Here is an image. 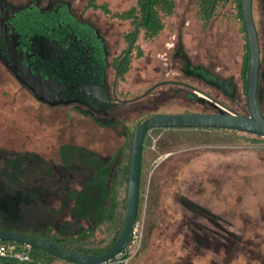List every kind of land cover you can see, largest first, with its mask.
<instances>
[{"label": "rangeland", "instance_id": "1", "mask_svg": "<svg viewBox=\"0 0 264 264\" xmlns=\"http://www.w3.org/2000/svg\"><path fill=\"white\" fill-rule=\"evenodd\" d=\"M11 1L28 5L33 0ZM40 1L49 7L53 0ZM70 1L78 16L118 30L129 29L131 22L118 15L139 2ZM196 1L177 0L178 13L163 17L166 30L160 37L154 42L141 39L146 55L138 58V44L131 68L120 80L122 99L138 97L159 82L178 80L247 116L245 35L231 17H219L204 28L196 17ZM254 1L264 111V0ZM104 5L108 12L99 9ZM177 14L192 22L178 34L171 31ZM178 38L194 65L236 85L234 98L183 75L184 62L175 59L173 48ZM178 90L162 86L135 108L124 104L108 117H96L76 106L42 105L0 61V230L62 238L65 245L92 253L107 251L125 217L136 127L160 114L216 112L187 101ZM144 142L136 227L140 243L126 264H264V138L162 128L149 131Z\"/></svg>", "mask_w": 264, "mask_h": 264}, {"label": "water", "instance_id": "2", "mask_svg": "<svg viewBox=\"0 0 264 264\" xmlns=\"http://www.w3.org/2000/svg\"><path fill=\"white\" fill-rule=\"evenodd\" d=\"M240 3L248 44L245 84L248 116L227 109L212 97L198 91L192 94V97L200 102H210L219 109L217 113L153 116L136 127L127 168L125 217L115 243L106 252L100 255L87 254L40 238L3 230H0V241L36 249L71 264H106L128 245L137 223L141 196L142 154L149 131L162 128L225 130L264 138V113L261 111L258 98L261 77L260 37L254 19L253 0H240ZM36 8V3L22 9L9 4L6 0H0V55L7 68L15 73L18 81L42 104L51 107L79 104L91 111L107 114L112 105L109 103L110 96L105 83L104 63H97L98 69L92 71L91 64L96 58L93 57L94 52L77 51L74 46L63 44L67 35L75 34L73 39L86 38L87 29L70 21L68 13L63 21L52 22L50 16L44 21L38 15L32 14ZM62 8L63 6L56 9L60 15L63 14L60 10ZM28 11L31 14L27 13ZM58 25H62L66 32H60L62 28ZM54 60L58 62H51ZM186 74L195 75L211 86L220 88L229 97L233 98L236 95V89L231 81L213 77L202 69H193L190 61H187ZM199 94L204 98H200Z\"/></svg>", "mask_w": 264, "mask_h": 264}, {"label": "flooded vegetation", "instance_id": "3", "mask_svg": "<svg viewBox=\"0 0 264 264\" xmlns=\"http://www.w3.org/2000/svg\"><path fill=\"white\" fill-rule=\"evenodd\" d=\"M6 2H8L9 4H13V6H15L17 8H22V9H27L28 7H30L31 5L36 3L37 8L33 11L34 13H32V14L38 15L40 18L44 19V21H45L46 17L50 16L52 19V22H60V21H63L67 18L65 15L68 13L69 17H70L69 18L70 21L72 20V22H76V24H78V26H81V27H84L87 29V30L83 29V30L87 31V36H86V38H84L85 40L82 38L73 39V37L76 35L71 34V35H67V39H66V41H63V44H64V46L65 45L74 46L77 51L85 50L88 53L94 52L95 54H93V57H96V58L93 59L92 64H91L92 65V67H91L92 71H96L98 69V65H96L97 63H99V62L104 63L105 83H106L107 91H108L109 96H110V102L109 103L112 105V107L108 110L107 114H105L104 112L97 113V112L91 111L89 108H86L83 105H79V104H70V106H76V107H79L81 109L87 110L91 114L96 115V117H108L111 112L120 108V106H122L124 104H128L130 106H133V108H135L137 104H142L141 101H143L147 97H151L153 92L155 90H157V88H161L162 86H168V85L174 86L175 85V87L181 89V90L176 91V93L177 94L183 93L184 96L187 98V101L188 100L189 101H196L199 104L206 105V108H211V109L216 110L215 113H217L219 111V109L217 107H215L213 104H211L210 102H200L198 100H194V98L192 97V94H194L195 92L197 93L199 91L202 94H205L207 96L212 97L213 99L218 101L220 104H222L224 107H226L222 102H220L218 99H216V97H214L213 95L201 90V88L198 89L197 87H194V85H192L188 82L178 81V80L177 81H162L161 83L159 82V83L155 84L153 87L149 88V90H147L145 93H143L142 95H140L138 97H135L132 99H122L123 93H122V90H120V80H121V77L123 75L127 74L131 68V66H130L131 61L130 60H131L132 56L134 55V51H135L134 49H136L137 48L136 46L139 44L140 48L137 49L139 51L138 52V58L139 59L144 58V56L146 55V53H145L146 49L141 47V45H140L141 39L142 40H149V41L152 40V39L146 38L147 23H145L143 21V16L140 17L141 21H138V22L133 21L132 23H129V27H130L129 29L126 28V29L118 30V29H115L114 25H108V23L104 24V26H101L100 20H98V23H97V22L92 21V20H90V21L86 20V18H84L85 17L84 15H82L81 17L78 16V14L75 13V10H74L70 0H53V1H50L49 7H43L41 5L40 0H33L28 5H20V4L18 5L15 2H12L11 0H6ZM254 2L255 1L253 0V4H254ZM61 6H63V8L60 9V10H62L63 14L60 15L59 13H57L56 9L60 8ZM175 6H176V8H175L176 13H178L177 8H179L180 5H179V2H177V0H176ZM99 9H101V8H99ZM99 9H96V10H99ZM101 10L104 11V9H101ZM104 12H108V11L105 10ZM27 13L31 14L29 11ZM60 17H62V18H60ZM188 19L189 18L186 15L180 17V19H179L178 14H177L171 23V31L174 30L178 34L179 31L181 33V31L187 30L188 26H190V24H192L191 21H187ZM22 22L24 23L25 21L22 20ZM58 27L62 28L61 29L62 31H60V32H63V33L66 32L65 28L62 25H58ZM257 29H258V27H257ZM165 30H166V25H165L163 30H160L159 33L162 34L163 31H165ZM160 34L158 35L159 37H160ZM110 37L113 38V41H112V38H110ZM259 37H260V35H259ZM57 40L60 41V38H58ZM153 42H154V40H153ZM83 47H85V49ZM182 47H183V43H182V40H180L179 38H178V40H175V42H173V48L176 49L175 59H181V61L184 62V67L182 69L183 75H185V77H187V78L199 79L200 81L206 83L208 86H211L206 81H204L201 78L196 77L195 75L189 76L186 74L187 61L191 62L193 69H199V70L202 69L205 72H209V71L201 65H199V66L194 65V63L191 61V59H189V57H187V55L183 51ZM91 49H92V51H91ZM261 51H262V49H261ZM0 61H1V63L4 64L5 68H7V65L3 61L2 55H0ZM51 62H58V61L54 60ZM261 67H262V63H261ZM7 69L14 75V77L18 81L19 79L17 78L15 73L12 70H10L9 68H7ZM209 73L213 77L222 78L220 76L212 74L211 72H209ZM233 86L235 87V89L237 91L236 85L234 83H233ZM211 87L219 90L228 98H232V97H229L226 93H224L220 88H218L216 86H211ZM30 93H31V91H30ZM161 95H162V93L156 95L155 97L159 98ZM199 96H200V98L201 97L204 98L200 94H199ZM45 105L48 106L47 104H45ZM138 106L140 107L141 105H138ZM57 107H68V106H57ZM142 107L145 108L144 106H142ZM184 114H191V113H184ZM160 115H155V116H160ZM162 115H174V114H162ZM151 117H153V116H151ZM148 118H150V117H148ZM148 118H146V119H148ZM167 130H169V129H167ZM170 130H172V129H170ZM173 130H181V129H173ZM183 130H189V129H183Z\"/></svg>", "mask_w": 264, "mask_h": 264}, {"label": "trees", "instance_id": "4", "mask_svg": "<svg viewBox=\"0 0 264 264\" xmlns=\"http://www.w3.org/2000/svg\"><path fill=\"white\" fill-rule=\"evenodd\" d=\"M196 17L197 20L203 25L204 28H208L209 25L216 21L219 17L233 18L237 24L240 25V32H243L245 35L246 41V33L244 32V24L242 17V8L240 0H197L196 1ZM176 0H139L135 9L129 10L122 15H118L120 18L125 19L126 21H141L140 17L143 16V21L147 23V33L146 38L156 40L159 38L160 30H163L165 27V23L163 22V17H169L176 13ZM104 11L108 10L106 6H100ZM151 40V41H152ZM248 48V44L246 45ZM248 58V57H247ZM246 58L245 69H244V79L246 84V76H247V67H248V59ZM244 84V85H245ZM245 94H246V85H245ZM260 97V96H259ZM258 97V98H259ZM260 104H261V98ZM195 100V99H194ZM262 107V105H261ZM263 111V109H262ZM264 113V111H263ZM239 133V132H238ZM250 135V134H248ZM254 136V135H252ZM258 137V136H255ZM143 161V159H142ZM97 221L96 223H98ZM4 231H14L9 228L3 229ZM74 236V235H73ZM34 237V236H33ZM34 238H40L45 241H49L58 245L71 248L73 250H77L83 253L92 254V255H100L101 253H92L83 250L74 249L70 246L65 245L64 239L59 238L51 239L46 238L45 236H35ZM18 247H22V245L17 244ZM32 261L28 264H45L47 260L50 262L53 260H61L59 258L53 257L45 252L38 251L36 249H32ZM63 261V260H62ZM67 263V262H66ZM0 264H21L10 260H1ZM71 264V263H69Z\"/></svg>", "mask_w": 264, "mask_h": 264}, {"label": "built area", "instance_id": "5", "mask_svg": "<svg viewBox=\"0 0 264 264\" xmlns=\"http://www.w3.org/2000/svg\"><path fill=\"white\" fill-rule=\"evenodd\" d=\"M137 223L133 233H131V238L128 245L124 247V250L118 254L113 260L108 261L106 264H126L132 258L130 255L133 252V248L136 246V239H138L137 234ZM138 242L137 246L139 245ZM136 246V247H137ZM32 249L26 246L18 247L15 243L0 241V261L10 260L21 264H28L32 261ZM136 251V248H135Z\"/></svg>", "mask_w": 264, "mask_h": 264}]
</instances>
